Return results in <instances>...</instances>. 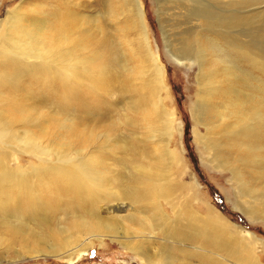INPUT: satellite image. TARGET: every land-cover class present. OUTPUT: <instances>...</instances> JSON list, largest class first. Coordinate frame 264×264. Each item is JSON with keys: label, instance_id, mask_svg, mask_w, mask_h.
Here are the masks:
<instances>
[{"label": "bare ground", "instance_id": "6f19581e", "mask_svg": "<svg viewBox=\"0 0 264 264\" xmlns=\"http://www.w3.org/2000/svg\"><path fill=\"white\" fill-rule=\"evenodd\" d=\"M51 2L32 6L31 15L18 6L1 23L0 245H19L33 259L72 261L109 238L148 264H261L211 208L203 215L177 193L162 70L148 49L138 1L117 0L119 14L108 0L105 12L94 16L82 14L80 4ZM120 16L124 52L115 48L118 26L109 23L118 24ZM160 16L175 63L198 69L192 113L206 131L198 141L264 216V22L247 40L196 32L195 50L186 56L187 38L173 46ZM201 19L227 27L245 22L225 15ZM25 81L46 100L37 101ZM101 93L125 97L133 139L116 135L111 122L103 134L95 132ZM15 152L39 164L14 170Z\"/></svg>", "mask_w": 264, "mask_h": 264}, {"label": "rangeland", "instance_id": "374dc122", "mask_svg": "<svg viewBox=\"0 0 264 264\" xmlns=\"http://www.w3.org/2000/svg\"><path fill=\"white\" fill-rule=\"evenodd\" d=\"M51 1L0 0V37L3 38L6 33V26L1 23L8 12L14 11L19 6L26 15H31L30 8L32 6H50ZM62 1H66L65 3L67 4H70L68 2L80 4L79 6H82L80 9L82 14L94 16L105 12L108 0ZM110 1H112L110 6H116V11L120 14L121 9L116 3L117 0ZM137 1L142 11V20L146 28L148 49L154 57L158 58L162 70L165 91L161 93V97L163 98V105L166 111L170 113L169 118L172 123L169 150L174 155L175 161L172 164L173 173L171 179L173 184L177 186V193L180 192L183 200L189 201L191 206L196 209L195 211H199L203 215L209 212L208 209L211 208L210 210L218 214L216 216L220 222L231 227L232 231L241 236V238L244 237L246 239L247 245L253 249V254L261 264H264V216L255 211L257 208L255 201L244 198L239 194L238 185L232 179V174L228 170L220 168L217 160L213 157V153L207 150L205 144H201L198 141L197 136L206 134L205 128L195 121L192 113L199 88L197 80L198 69L195 65L189 69L186 66L175 63V57L171 56L166 46L164 32L161 30L162 25L158 20L162 13L160 17L164 20L163 26L168 27H166L167 34L174 42L173 46L179 48L180 42H182L181 39L187 38L186 56H190L192 51L195 50L193 47V35L196 32L211 35L210 31L217 30V32L226 33L230 38L237 37L242 40H247L246 37L253 36L259 32L257 30L258 26L264 22L262 21L264 19V2L259 3L260 1L258 0ZM222 2L225 4H222ZM260 14L263 15L262 18ZM224 15L237 19L244 18L245 22L240 26L235 24L228 27L210 24L213 26L212 28L209 24L204 23V19H201L206 16L214 18L223 17ZM101 17L104 16L101 15ZM252 18L256 20H250ZM116 21L118 24L114 23V19H110L109 23L116 25L115 28L118 26L116 29L125 27L124 16L117 17ZM221 28L222 30H220ZM119 30L113 32L115 38L121 36L116 42L120 45L115 48L124 52L123 48L125 47L122 41L124 32ZM187 32L189 35H187ZM172 49L175 48L172 47ZM183 53L185 54V52ZM115 69L118 70L117 68ZM260 77L264 79L263 76ZM24 87L26 90L28 89V82L25 81ZM37 90L28 89L29 92L36 93L34 97L37 101L44 100V94ZM100 95L103 102L100 107L101 110L93 112V116L97 117V120L98 118L101 120L100 124L94 129L95 132L99 135L103 134L106 131L105 128L111 122L116 125V129H114L116 135L133 139L132 129L127 125L129 113L126 110L127 100L125 97L117 93H113L110 98L106 94L102 95L101 93ZM106 104L111 105V108L107 109ZM214 104L218 106L217 102ZM89 128L91 129L90 126ZM144 132L143 128L136 129L138 137H142ZM81 147L84 148L85 144H82ZM13 158L14 162L12 165L14 170H26L39 164V161L32 155L15 152ZM51 159V161H54L53 158ZM175 197L177 198V194H175ZM160 204L162 211L170 215L171 209L166 202L161 200ZM176 207L178 208V205ZM0 249V264H148L145 258L131 253L117 242L109 240V238H104L102 242H93L92 247L87 252L80 253V256L75 257L72 261L49 255H42L33 259L30 258L33 254L29 253L28 255L19 245H7L6 243L0 245ZM32 249L35 250L36 248L32 246L30 251Z\"/></svg>", "mask_w": 264, "mask_h": 264}]
</instances>
